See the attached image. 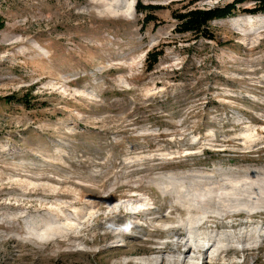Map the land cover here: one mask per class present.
Instances as JSON below:
<instances>
[{"label":"rangeland","instance_id":"obj_1","mask_svg":"<svg viewBox=\"0 0 264 264\" xmlns=\"http://www.w3.org/2000/svg\"><path fill=\"white\" fill-rule=\"evenodd\" d=\"M136 1L132 16H112L102 0H0V264H264V13L244 0L210 21L208 39L178 32L173 13L234 0H141L161 7L146 24ZM246 15L251 24L229 19ZM153 49L162 54L148 70ZM229 173L244 191L217 203L212 178L233 186ZM191 175L215 189L211 240L178 221L151 228L141 213L169 212L161 182ZM228 228L244 236L215 251Z\"/></svg>","mask_w":264,"mask_h":264},{"label":"bare ground","instance_id":"obj_2","mask_svg":"<svg viewBox=\"0 0 264 264\" xmlns=\"http://www.w3.org/2000/svg\"><path fill=\"white\" fill-rule=\"evenodd\" d=\"M102 1L105 2V3H103L104 4V7H103L104 9L102 11H105V14H107V15L108 14L112 15V16H115V15H118V14H124L126 16H132L133 15V10H134V8H133V5H134L133 0H129V1H127V0H110V1L102 0ZM119 1L125 2L124 6H120L121 4H119ZM99 13H104V12H99ZM229 19H230L231 23L234 24L235 27H239L240 23L243 22V21H247L249 24H251L252 20H254L251 15H246L244 17L233 16V17H229ZM256 19H258V18H255V20ZM258 21L259 22H264V16L260 17L258 19ZM44 51H46V50H44ZM251 175H252V177H249V178H251L250 180L255 181V186L257 185L256 189L261 190V186H259L257 184V180L253 179V176H255V175H253V174H251ZM229 176L231 178H233V179L234 178L237 179L238 176H239V173H229ZM188 177H187V180L190 178V177L189 178ZM165 178L161 182V184H164L163 185L164 188L162 187V189H163L162 191L169 192V193L172 192V194L174 195L173 197L175 199V203L178 204L181 208L175 206L176 204L175 205H170V209L171 210H169V212H167L166 214H162L161 210L159 208L158 209H154V210L153 209H149V208H147L146 210H141L142 214H144L146 216L149 215V216L146 217V220L149 222L151 228H153L155 226V223H159L160 227H161V225H164V227H165L166 223H172V222H177L178 221L177 226H179L180 228H183L184 230H186L187 233L190 234L191 236H197V235L201 236L200 239L203 240V241H205L208 238H210V240H211L212 231L210 230V227L207 225V222H209L208 216L205 215L206 209L210 207L209 204L207 202H205L206 194H209V193L215 191V189H213L212 186H209V184L206 183V180L207 179H211V177H203V176L194 175V176L191 177V179L189 181H185L186 179L183 180L184 176H183V178H180L179 181H174L176 179L175 178L173 180L174 177L173 178L170 177L168 179L167 178L165 179ZM192 178H195V179H192ZM211 183L217 184L218 185V189L220 191L219 194H217L215 192L217 194V198H218V200H216L217 203H222V202H225V201L229 200L228 197H230V196L233 198L234 201H237L239 199V194L242 191H244V185H245V183L243 181L239 180V179L236 180V183L233 186L232 185L231 186H227L226 184H222V183L218 184L219 182L217 180H215V178H212ZM186 185L194 186L195 189L191 190V191H188L187 188H186ZM249 186H251V183L249 184ZM227 187H229L228 190H226ZM130 200L128 201L129 205L133 204ZM257 200L258 199L255 198V200H253V202H257ZM259 201L261 203H264L263 200L259 199ZM253 202H251V201L249 202L248 201L249 204H251ZM143 203H141V202H140V204L137 203V206H139V205H141ZM135 204H136V202H135ZM133 205H131V206H133ZM132 208L134 209V207H132ZM137 208H139V207H137ZM193 210L201 211L202 212V216L195 215ZM203 212H204V214H203ZM172 214H174L173 217L171 216ZM213 218L215 220L214 223H216V225H219L220 227H229L227 225V223L224 222L223 220H220L217 217H213ZM198 222L199 223L201 222L200 223L201 225H199ZM69 223H66L67 225L63 224V225H60V226L59 225H55V224H52V225L48 224V227H47V229H45L46 230L45 232H42V234H37V233L35 234L34 233L33 235H35V237H37L39 239H49V238L55 237L58 233H60V231L61 232L62 231H66L67 227L70 228L71 226H70ZM159 225H157V226L159 227ZM126 228H128V229L134 228V229L140 230L139 225L138 224H134V223L126 224L125 229ZM214 229H215V227H214ZM214 229H212V230L214 231ZM225 230H226V228H225ZM133 231H135V230H133ZM251 232H252V230H251ZM219 235H220L219 238H212V239H213V241L216 242L215 246L217 244L218 245L220 244V246L215 250V251L220 252V253H221V251H224V249L228 247V243H230L228 237L235 238V236H237V237L238 236L239 237H241V236L243 237L244 236L242 234H237L236 235L232 230L230 231V229H229L228 232H226L224 230L221 231L219 233ZM248 235H250L248 239L251 238V235H252L253 238H255V234L247 232V236ZM119 236L121 237L120 238V243H121L124 240V234H120ZM157 240H159V239H157ZM238 240H239V238H238ZM230 241H234V240L231 239ZM240 241H242V240H240ZM159 243L161 245V244L167 243V241L163 240V241H160ZM176 244L177 243H175V245ZM215 246H213V247H215ZM175 248L178 249V244L176 245ZM184 252H186V251H183V250L179 251L178 255H183ZM159 258H160L159 256H156V258L147 257V256L146 257H143V256L141 257L140 256L137 261H138L139 264H156V262L159 260ZM122 262L123 261H121V263ZM191 264H192V262H191Z\"/></svg>","mask_w":264,"mask_h":264},{"label":"trees","instance_id":"obj_3","mask_svg":"<svg viewBox=\"0 0 264 264\" xmlns=\"http://www.w3.org/2000/svg\"><path fill=\"white\" fill-rule=\"evenodd\" d=\"M244 0H234L233 2L227 4L224 7L217 8H208V9H189L184 12H174L173 18L176 19L177 25L176 29L180 33H191L195 36H200L208 39H212L213 36L208 30L210 21L215 19L224 18L228 15H231L235 12V6ZM256 2V5L253 8L246 9L244 11L255 14V13H264V0H252ZM160 6L143 4L141 0H137L135 4V9L137 12H145L143 18V24H146L150 21H157L156 16L153 14L154 11L160 9ZM3 27V18L0 16V29ZM162 54V50H155L148 52L146 55L147 69H151L152 65L157 61V57ZM16 99L15 94L10 96H5V100L8 102L12 99ZM22 101L28 103V100L25 98H20Z\"/></svg>","mask_w":264,"mask_h":264}]
</instances>
